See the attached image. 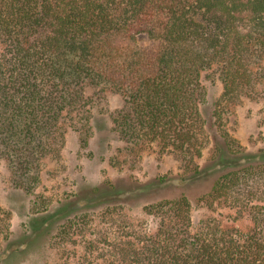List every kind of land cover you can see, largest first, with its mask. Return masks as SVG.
I'll return each mask as SVG.
<instances>
[{"label": "trees", "instance_id": "1", "mask_svg": "<svg viewBox=\"0 0 264 264\" xmlns=\"http://www.w3.org/2000/svg\"><path fill=\"white\" fill-rule=\"evenodd\" d=\"M263 58L264 0H0V166L13 188L33 195L69 133L86 147L95 110L110 93L122 100L111 130L127 148L154 144L176 154L181 183H211L201 203L251 223L247 231L212 217L194 225L186 195L159 199L145 207L152 231L112 223L83 241L81 254L64 255V264H264V149L245 151L223 122L232 104L264 102ZM205 80L222 87L208 119ZM169 183L161 177L130 196ZM100 205L107 215L123 209L107 199ZM47 206L33 203L43 212L26 232L35 244H63L88 225L86 211ZM53 226L59 233L49 238Z\"/></svg>", "mask_w": 264, "mask_h": 264}, {"label": "rangeland", "instance_id": "2", "mask_svg": "<svg viewBox=\"0 0 264 264\" xmlns=\"http://www.w3.org/2000/svg\"><path fill=\"white\" fill-rule=\"evenodd\" d=\"M260 67L264 68V58ZM203 85L209 103L202 112L203 117L208 119L210 104L220 96L222 87L220 83H211L209 80H205ZM121 103V98L115 94L108 93L103 98L95 110L92 136L86 147L81 146L77 134L69 133L66 136L58 158L47 161L33 195L13 188L10 172L5 165L0 166V253L6 251V258L0 259V264H64V255L71 252L81 254L84 250L83 241L98 238L99 233L104 232L108 225L112 226V223L128 222L134 228H139V231H152L155 219L146 214L145 207L159 199H173L182 195H186L192 203L194 225L212 217L227 229L247 231L251 227L248 217H237L234 209L222 205L210 209L201 203L200 198L210 190L211 183H181L184 167L182 159L176 154L161 153L154 144L140 152L134 151L137 150L135 147L134 150L127 148L111 130L110 115ZM263 107L262 100L244 99L230 105V114L224 116V127L231 138L247 152L264 149V123L258 126L263 117ZM207 149L201 161L209 155ZM201 161L197 160L196 163ZM193 167H189L188 175ZM161 177L170 180L161 191L149 190L147 195L135 200L130 196L134 188L147 187ZM105 199L118 205L122 203L123 209L116 208L107 215L103 205L95 206ZM43 200L48 203L46 212L53 213L58 207L65 206L63 210L67 212L76 209L88 212L85 218L88 225L82 233L72 230L71 237L63 244L59 243L58 238H53V244L46 245V248L43 243H33L26 232H30L29 224L33 218L43 216L40 214L43 212L36 213L33 209L34 201ZM56 227L53 226L47 237L59 233ZM6 233L10 234L8 247ZM10 244L17 247L15 251H12ZM74 263L73 258L67 262Z\"/></svg>", "mask_w": 264, "mask_h": 264}]
</instances>
